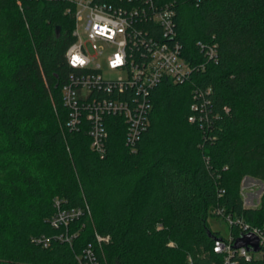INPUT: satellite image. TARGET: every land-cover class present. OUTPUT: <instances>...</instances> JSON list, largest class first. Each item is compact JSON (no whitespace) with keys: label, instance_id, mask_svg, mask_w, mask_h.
I'll list each match as a JSON object with an SVG mask.
<instances>
[{"label":"trees","instance_id":"16d2710c","mask_svg":"<svg viewBox=\"0 0 264 264\" xmlns=\"http://www.w3.org/2000/svg\"><path fill=\"white\" fill-rule=\"evenodd\" d=\"M156 1L174 4L190 75L153 88L136 144H126L123 118L106 117L102 157L87 119L68 126L63 102V87L83 73L66 59L76 39L70 0H0V264H77L96 233L110 237L99 264H220L212 247L221 234L207 223L214 209L264 227V193L247 208L241 192L246 177L264 184V0ZM37 163L54 167L52 180ZM56 199L91 210L71 225V246L52 240ZM42 236L48 247L33 241Z\"/></svg>","mask_w":264,"mask_h":264},{"label":"built area","instance_id":"2783aa9c","mask_svg":"<svg viewBox=\"0 0 264 264\" xmlns=\"http://www.w3.org/2000/svg\"><path fill=\"white\" fill-rule=\"evenodd\" d=\"M75 18L74 43L66 52L67 63L74 69L82 70L77 77L63 87L64 105L72 111L68 126L79 129L83 120L89 122L88 136L93 150L100 156L106 153L108 131L105 118L121 117L127 125L126 144L134 145L149 124L150 93L165 79L183 82L190 75L191 68L182 57V45L176 30V11L173 3H159L156 0H70ZM104 44L114 48L108 56L107 65L111 70L127 71L126 78L107 80L102 76L97 57L104 54ZM87 45L96 52L90 56ZM214 51H210L213 55ZM104 90L112 93L133 90L135 96L124 100H87L93 92ZM193 113L200 111L197 105L191 107ZM195 121V116L189 117ZM246 179V178H245ZM242 182L244 206L257 208L261 203L264 185L253 181ZM260 185L259 191H254ZM247 191V192H246ZM258 200V205L255 204ZM56 212L50 221L59 231L52 240L73 245L77 233L70 231L71 225L83 217L91 218L90 207L66 208L60 199L55 200ZM212 216L222 218L230 226V236H217L213 242V252L220 264H240V259L252 261L264 255V227L252 225L242 217L218 207ZM253 234L259 238L258 252L249 247L234 248L236 240L243 235ZM95 242L88 244L76 256L77 264H99L97 250L110 237L95 234ZM33 241L48 247L51 239L47 236Z\"/></svg>","mask_w":264,"mask_h":264},{"label":"rangeland","instance_id":"374dc122","mask_svg":"<svg viewBox=\"0 0 264 264\" xmlns=\"http://www.w3.org/2000/svg\"><path fill=\"white\" fill-rule=\"evenodd\" d=\"M87 48L89 49L90 56H95L96 52L93 51L89 45H87ZM104 48H105L104 54L97 57V59H96V63L101 65V69H102L101 73H102L103 78L107 79V80H118L120 78H126L127 77V71L109 69V67L107 65V59H108V56L111 53H113L115 50H114V48H110L105 44H104ZM2 61L3 60L0 59V68H2L5 65V64H3ZM33 170L35 172L40 171L44 175L45 174L51 175V180H52V176H53L52 174H54V171H55L54 167L51 166V164H47V163H40V164L37 163L35 166H33ZM250 178H252V177H250ZM252 179H254V178H252ZM51 180L49 182L50 185L52 184ZM254 181L256 182L255 186H257V184H263L262 181H260L258 179H255ZM260 189H261V187H260V185H258V187H255L253 190L259 191ZM255 204L258 205V200H256ZM207 223H208V225L212 231L219 232L221 234V236H223V237H229L230 236V232H231L230 226L222 218H219L216 216H209Z\"/></svg>","mask_w":264,"mask_h":264},{"label":"water","instance_id":"95a60500","mask_svg":"<svg viewBox=\"0 0 264 264\" xmlns=\"http://www.w3.org/2000/svg\"><path fill=\"white\" fill-rule=\"evenodd\" d=\"M209 235L213 236L211 232H209ZM241 247H249L252 252H258L260 250L259 238L253 234L243 235L242 237L238 238L234 244L235 249Z\"/></svg>","mask_w":264,"mask_h":264},{"label":"crops","instance_id":"0c3cea01","mask_svg":"<svg viewBox=\"0 0 264 264\" xmlns=\"http://www.w3.org/2000/svg\"><path fill=\"white\" fill-rule=\"evenodd\" d=\"M252 181H253V179L250 177H246V179H245L246 184H250Z\"/></svg>","mask_w":264,"mask_h":264}]
</instances>
